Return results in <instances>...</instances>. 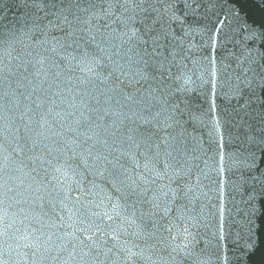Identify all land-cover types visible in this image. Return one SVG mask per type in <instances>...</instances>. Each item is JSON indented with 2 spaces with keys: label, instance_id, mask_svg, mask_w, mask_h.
<instances>
[{
  "label": "snow or ice",
  "instance_id": "6c2138e0",
  "mask_svg": "<svg viewBox=\"0 0 264 264\" xmlns=\"http://www.w3.org/2000/svg\"><path fill=\"white\" fill-rule=\"evenodd\" d=\"M0 264H264V0H0Z\"/></svg>",
  "mask_w": 264,
  "mask_h": 264
}]
</instances>
